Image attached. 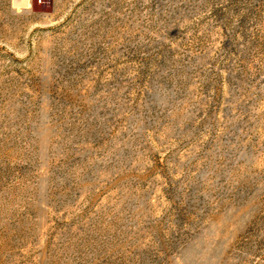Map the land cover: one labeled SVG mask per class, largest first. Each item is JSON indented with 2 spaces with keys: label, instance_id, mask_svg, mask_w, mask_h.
<instances>
[{
  "label": "rangeland",
  "instance_id": "1",
  "mask_svg": "<svg viewBox=\"0 0 264 264\" xmlns=\"http://www.w3.org/2000/svg\"><path fill=\"white\" fill-rule=\"evenodd\" d=\"M0 264H264V0H0Z\"/></svg>",
  "mask_w": 264,
  "mask_h": 264
},
{
  "label": "bare ground",
  "instance_id": "2",
  "mask_svg": "<svg viewBox=\"0 0 264 264\" xmlns=\"http://www.w3.org/2000/svg\"><path fill=\"white\" fill-rule=\"evenodd\" d=\"M23 1V0H22Z\"/></svg>",
  "mask_w": 264,
  "mask_h": 264
}]
</instances>
